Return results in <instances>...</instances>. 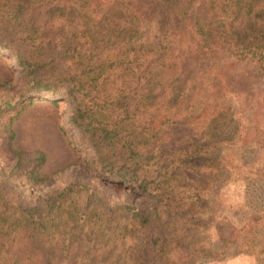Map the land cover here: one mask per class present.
Returning <instances> with one entry per match:
<instances>
[{
    "label": "trees",
    "instance_id": "16d2710c",
    "mask_svg": "<svg viewBox=\"0 0 264 264\" xmlns=\"http://www.w3.org/2000/svg\"><path fill=\"white\" fill-rule=\"evenodd\" d=\"M242 17L251 19L250 35L233 29ZM0 49L21 68L17 87L0 83V115L14 111L4 132L15 168L24 157L45 160L41 151L12 147L11 121L25 106L18 105L53 93L69 99V121L93 149L86 166L156 198L148 211L112 204L76 173L38 211L18 203L0 174V264H76L88 244L121 234L131 236L129 264L190 259L192 217L218 197L233 167L222 145L236 129L219 125L230 114L227 99L256 94L253 114L264 132V87L256 90L264 0H0ZM195 118L209 121L204 134ZM247 177L264 189V168ZM241 231L246 251H264V213L249 216Z\"/></svg>",
    "mask_w": 264,
    "mask_h": 264
},
{
    "label": "rangeland",
    "instance_id": "374dc122",
    "mask_svg": "<svg viewBox=\"0 0 264 264\" xmlns=\"http://www.w3.org/2000/svg\"><path fill=\"white\" fill-rule=\"evenodd\" d=\"M249 23L250 18H239L234 22L233 29L240 36L250 35L247 27ZM145 26L147 25L144 24L142 29ZM149 29L152 30L153 27ZM223 56L230 55L227 53ZM20 69L17 61L0 49V83L17 87ZM261 87H264V77L256 90L261 91ZM254 97L239 95L227 99L230 114L221 119L219 125L228 132L236 129L235 138L222 145V155L233 167L227 172L226 180L220 182L222 187L218 197L210 198L201 209L202 213L192 217L195 224L190 226L189 233L194 254L191 258L188 257L190 259H183L184 264H264V251L260 247L246 251L239 240L243 236L241 229L248 222L249 216L264 213V189L246 181L249 170L264 168V139L262 143L253 140L244 143L240 140L247 134L264 138V132L256 127L258 118L252 109ZM32 98L33 103L28 104L26 99L24 104L22 102L18 105L19 108L25 106L11 121L14 132L12 147L23 151L43 152V163H28V159L24 157L23 166L15 168L17 158L5 146L7 134L4 132L14 111L10 109L0 115L1 183L6 185L5 188H14L13 194L17 195L18 203L23 207H36L39 211L77 173L83 183L112 204H133L140 211H148L156 204L153 194L136 192L127 184L118 185L101 180L86 166L93 159L94 152L80 140L78 130L69 121L71 106L68 98L57 97L53 93L33 95ZM190 111L192 114L196 112L195 108H188L187 112ZM193 121L202 134L209 127L207 120L195 118ZM256 194L262 198H258ZM189 216L191 217L190 214ZM130 240V234H121L114 241L97 242V246L90 243L79 255L76 264H129Z\"/></svg>",
    "mask_w": 264,
    "mask_h": 264
}]
</instances>
